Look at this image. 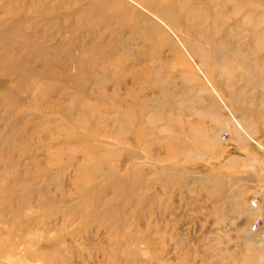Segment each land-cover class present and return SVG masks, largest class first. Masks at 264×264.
Instances as JSON below:
<instances>
[{
  "label": "rangeland",
  "instance_id": "374dc122",
  "mask_svg": "<svg viewBox=\"0 0 264 264\" xmlns=\"http://www.w3.org/2000/svg\"><path fill=\"white\" fill-rule=\"evenodd\" d=\"M234 113L264 0H0V264H264Z\"/></svg>",
  "mask_w": 264,
  "mask_h": 264
},
{
  "label": "crops",
  "instance_id": "0c3cea01",
  "mask_svg": "<svg viewBox=\"0 0 264 264\" xmlns=\"http://www.w3.org/2000/svg\"><path fill=\"white\" fill-rule=\"evenodd\" d=\"M236 117L245 125L247 131L252 137L264 142V130L260 128L264 125V116L261 113H234ZM229 145L230 151L236 158L259 163L264 161V151L257 145L251 142L247 137H241L237 140L236 131L230 128L229 130Z\"/></svg>",
  "mask_w": 264,
  "mask_h": 264
},
{
  "label": "built area",
  "instance_id": "2783aa9c",
  "mask_svg": "<svg viewBox=\"0 0 264 264\" xmlns=\"http://www.w3.org/2000/svg\"><path fill=\"white\" fill-rule=\"evenodd\" d=\"M259 225H260V220L258 219V220H256L254 223H253V225H252V230L253 231H255V230H257L258 228H259Z\"/></svg>",
  "mask_w": 264,
  "mask_h": 264
}]
</instances>
